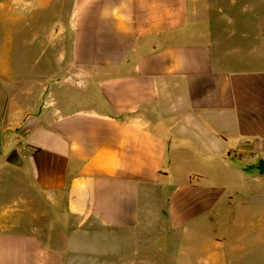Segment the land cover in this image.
Wrapping results in <instances>:
<instances>
[{
  "label": "crops",
  "instance_id": "crops-1",
  "mask_svg": "<svg viewBox=\"0 0 264 264\" xmlns=\"http://www.w3.org/2000/svg\"><path fill=\"white\" fill-rule=\"evenodd\" d=\"M0 9L8 34L29 17L35 38L50 32L49 56L65 57L26 85L0 49L9 78L0 167L25 189L0 211V264H153L155 229L187 224L154 217L190 221L222 196L196 182L207 181L200 173L169 189L185 132L202 160L264 182V0H2ZM156 249L196 263L195 245L186 255L166 239Z\"/></svg>",
  "mask_w": 264,
  "mask_h": 264
},
{
  "label": "rangeland",
  "instance_id": "rangeland-1",
  "mask_svg": "<svg viewBox=\"0 0 264 264\" xmlns=\"http://www.w3.org/2000/svg\"><path fill=\"white\" fill-rule=\"evenodd\" d=\"M25 9L26 12H30L26 15H31L32 9L30 7ZM4 14L5 12L0 9V49L11 52L7 57L15 69L13 72L15 77L22 79L26 85H31L44 75L49 67L63 63L64 56H49L55 48L50 32L46 31L44 35L40 34V38H35L38 25L29 17H25V20L18 25L8 24L7 27H11L10 30L14 31L8 34L5 25L2 24L1 15ZM45 26L49 28L51 25ZM57 43L59 50L64 48L67 42ZM43 48L48 49L45 55L41 52ZM3 58H6L5 55ZM8 79L0 71V82ZM44 80L49 83L52 78L46 75ZM3 124L0 121V126ZM4 128L7 127L4 126L3 130ZM193 140V136L185 132L175 146L176 162L172 169L169 189H175L186 183L192 173H200L207 181H201L195 176L196 182H201V185L211 192L222 193L220 204H217V209L213 212L200 213L190 221L185 219L182 221L178 216L170 219L167 213H162L161 217H154V221L164 224L178 221L187 224L184 232L174 230L167 236L159 230L160 228L155 229L152 234V243L156 245L151 253L153 264H184L182 257L173 260L170 255H164L156 249L165 239L171 248L179 246V249L184 250L183 255H186L188 247L195 245V264H264V196L255 197L252 193L261 191L259 185L264 182L260 183L253 179L254 173L251 171L241 172L240 168H237L238 165L226 166L219 160H202L196 152V143ZM7 171L0 170V179L9 178L8 182H10L8 193L3 198L4 184L0 183V211L6 206L18 207V201L12 195L25 194V189H22L17 178H13L12 175L8 177ZM10 196L14 200L8 201ZM179 207L184 210L181 205Z\"/></svg>",
  "mask_w": 264,
  "mask_h": 264
},
{
  "label": "water",
  "instance_id": "water-1",
  "mask_svg": "<svg viewBox=\"0 0 264 264\" xmlns=\"http://www.w3.org/2000/svg\"><path fill=\"white\" fill-rule=\"evenodd\" d=\"M14 158H15V154H12V155L10 156L9 161L12 162V161L14 160ZM260 175H261V176H264V159H262V160L260 161Z\"/></svg>",
  "mask_w": 264,
  "mask_h": 264
}]
</instances>
